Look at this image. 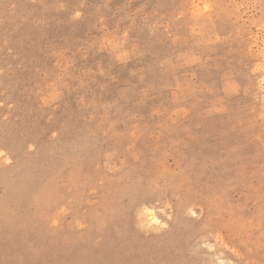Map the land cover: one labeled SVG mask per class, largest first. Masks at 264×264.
<instances>
[{
	"label": "rangeland",
	"instance_id": "374dc122",
	"mask_svg": "<svg viewBox=\"0 0 264 264\" xmlns=\"http://www.w3.org/2000/svg\"><path fill=\"white\" fill-rule=\"evenodd\" d=\"M0 264H264V0H0Z\"/></svg>",
	"mask_w": 264,
	"mask_h": 264
},
{
	"label": "bare ground",
	"instance_id": "6f19581e",
	"mask_svg": "<svg viewBox=\"0 0 264 264\" xmlns=\"http://www.w3.org/2000/svg\"><path fill=\"white\" fill-rule=\"evenodd\" d=\"M150 211L151 210L149 209V211H145V213L146 214L148 213V220H150L151 223H154L155 224V223H157V219L152 215V212L150 213Z\"/></svg>",
	"mask_w": 264,
	"mask_h": 264
}]
</instances>
